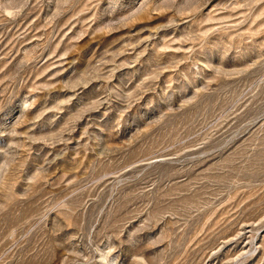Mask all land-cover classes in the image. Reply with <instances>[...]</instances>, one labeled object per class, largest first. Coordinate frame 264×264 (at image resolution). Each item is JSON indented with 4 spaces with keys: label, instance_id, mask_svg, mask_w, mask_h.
<instances>
[{
    "label": "rangeland",
    "instance_id": "1",
    "mask_svg": "<svg viewBox=\"0 0 264 264\" xmlns=\"http://www.w3.org/2000/svg\"><path fill=\"white\" fill-rule=\"evenodd\" d=\"M0 264H264V0H0Z\"/></svg>",
    "mask_w": 264,
    "mask_h": 264
}]
</instances>
